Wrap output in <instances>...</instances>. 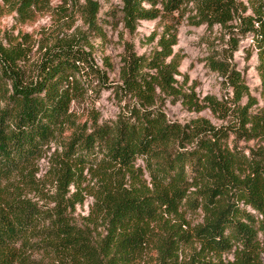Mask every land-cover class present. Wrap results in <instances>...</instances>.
Returning a JSON list of instances; mask_svg holds the SVG:
<instances>
[{
	"label": "trees",
	"instance_id": "1",
	"mask_svg": "<svg viewBox=\"0 0 264 264\" xmlns=\"http://www.w3.org/2000/svg\"><path fill=\"white\" fill-rule=\"evenodd\" d=\"M121 1L127 31L141 20L161 30L149 54L127 51L117 82L75 39L42 44L35 62L27 34L0 40V264H32L40 249L50 264H264V0L246 16L238 0ZM46 7L0 0L21 21ZM80 11L97 29L99 3L86 0ZM237 19L236 34L251 36L257 53L262 105L229 55L207 61L232 96L200 98L177 78L184 20L212 28ZM104 89L124 102L115 118L81 120L80 105ZM167 99L209 109L221 123L171 120ZM87 196L93 203L79 222ZM198 211L192 224L187 215Z\"/></svg>",
	"mask_w": 264,
	"mask_h": 264
},
{
	"label": "rangeland",
	"instance_id": "2",
	"mask_svg": "<svg viewBox=\"0 0 264 264\" xmlns=\"http://www.w3.org/2000/svg\"><path fill=\"white\" fill-rule=\"evenodd\" d=\"M85 1L69 0L68 3H62L61 0H45L47 7L28 21H21L22 17L17 11L8 13L6 8L0 10V40L7 44L9 37L20 38L21 35L27 34L35 42L30 53L31 62H35L42 44L55 38L75 39L86 44L95 62L107 73L109 82H117L122 57L128 50L143 55L149 54L155 47L156 42L151 41L150 35L154 30H161L159 21L141 20L137 30L130 33L124 28L122 16L119 13L122 6L121 0H96L100 5L97 15L98 27L90 29L80 11V6ZM259 2L263 1L238 0L240 12L243 16L253 14ZM239 24L238 19L230 22L227 27L215 25L209 28L205 24L193 25L187 20L181 23L178 30V42L173 48L174 52L181 56L179 67L181 75L177 78L181 82L187 78L185 89H194L200 98L206 95L219 98L232 96L231 89L224 84V77L210 70L207 61L210 56L229 55L231 63L240 70L252 94L258 96L260 105L263 104L260 98L261 79L257 69V53L252 46L251 36L244 37L236 34ZM236 41L238 47L235 50ZM90 95L79 108V117L84 122L93 115L99 116L100 120L113 119L124 104L123 101L117 99L114 93L106 89L102 90L99 95L96 93H90ZM163 109L171 120L182 123L198 117L208 118L215 124L221 123L209 109L200 112L189 110L180 102H173L171 99L165 101ZM254 144L255 142L240 143L242 146ZM47 164L46 158L40 161L41 171L38 177H42ZM138 165H143L141 159L138 160ZM85 185L86 183L83 184ZM92 203L93 198L87 196L84 204H77L75 217L79 222L82 216L88 215ZM187 218L192 224H196L202 220V214L200 211L189 213ZM30 258L33 261L32 264H50V261L54 259L51 253L41 249L31 252ZM151 258L150 256L147 259ZM149 262H151L149 264L153 263L151 260Z\"/></svg>",
	"mask_w": 264,
	"mask_h": 264
}]
</instances>
